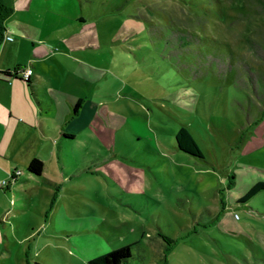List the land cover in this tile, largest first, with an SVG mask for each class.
<instances>
[{
	"label": "rangeland",
	"instance_id": "374dc122",
	"mask_svg": "<svg viewBox=\"0 0 264 264\" xmlns=\"http://www.w3.org/2000/svg\"><path fill=\"white\" fill-rule=\"evenodd\" d=\"M16 16L46 35L85 22L103 75L41 177L4 178L0 264L131 244L129 264H264V189L241 202L264 182V0H34ZM182 128L202 159L177 149Z\"/></svg>",
	"mask_w": 264,
	"mask_h": 264
},
{
	"label": "crops",
	"instance_id": "0c3cea01",
	"mask_svg": "<svg viewBox=\"0 0 264 264\" xmlns=\"http://www.w3.org/2000/svg\"><path fill=\"white\" fill-rule=\"evenodd\" d=\"M4 2L14 8L6 32L13 40L5 39L0 48V72L18 67L33 70L30 86L20 78H0V179L13 174V182H19L16 170L27 169L33 159L41 160L45 167L46 159H54L59 143L64 147L75 138L67 131L68 119L76 116L74 106L99 82L103 68L88 56L92 43L81 31L85 22L70 32L46 35L41 21L16 16L20 9L31 12L34 0H22L20 5ZM97 108L110 114L105 104L99 103ZM25 174V180L41 177L27 170ZM19 186L14 187L15 193L20 192Z\"/></svg>",
	"mask_w": 264,
	"mask_h": 264
},
{
	"label": "trees",
	"instance_id": "16d2710c",
	"mask_svg": "<svg viewBox=\"0 0 264 264\" xmlns=\"http://www.w3.org/2000/svg\"><path fill=\"white\" fill-rule=\"evenodd\" d=\"M14 10L11 6L6 4L4 0H0V48L5 40L7 32V24L12 17ZM23 69L18 67L14 70H8L5 72H0V78L5 80L20 78L26 82L29 86L31 85L30 78L25 79L23 76ZM83 99H79L73 109V115H77L79 109L82 106ZM175 143L178 150L187 153L191 156L197 158H203V152L197 144L193 135L186 129L182 128L175 136ZM44 169V164L39 159H33L28 167L27 171L35 176H40ZM233 178H231V183H233ZM264 189V182H259L241 199V202L248 200L254 194ZM134 245H126L124 247L112 250L103 255L97 256L89 261L88 264H129V260L132 258V250Z\"/></svg>",
	"mask_w": 264,
	"mask_h": 264
},
{
	"label": "built area",
	"instance_id": "2783aa9c",
	"mask_svg": "<svg viewBox=\"0 0 264 264\" xmlns=\"http://www.w3.org/2000/svg\"><path fill=\"white\" fill-rule=\"evenodd\" d=\"M5 39L9 40V41L13 40V38L11 36H5ZM32 73H33L32 69L25 70V71H23V77L25 79H29L30 76L32 75ZM16 175H17V172H16ZM4 186H8V182L6 180H0V187H4Z\"/></svg>",
	"mask_w": 264,
	"mask_h": 264
}]
</instances>
